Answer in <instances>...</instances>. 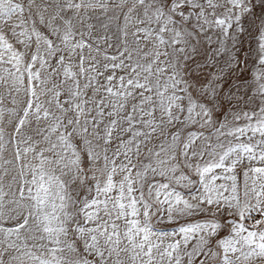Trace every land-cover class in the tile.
<instances>
[{
	"label": "snow or ice",
	"instance_id": "6c2138e0",
	"mask_svg": "<svg viewBox=\"0 0 264 264\" xmlns=\"http://www.w3.org/2000/svg\"><path fill=\"white\" fill-rule=\"evenodd\" d=\"M0 88V264H264V0H0Z\"/></svg>",
	"mask_w": 264,
	"mask_h": 264
},
{
	"label": "rangeland",
	"instance_id": "374dc122",
	"mask_svg": "<svg viewBox=\"0 0 264 264\" xmlns=\"http://www.w3.org/2000/svg\"><path fill=\"white\" fill-rule=\"evenodd\" d=\"M37 2L39 3L40 0H37ZM89 14L91 15L92 19L88 21V23H92L95 25V27L92 30V34H93V38H99L104 36L105 34L109 35V36H113L115 37L116 35H118L117 33V27L118 26H122V17L118 20L116 18H114L113 16V12L109 11L106 14L103 13V11L101 9H95V10H89ZM116 15L118 16L119 13L117 12ZM109 18H112L111 20H109ZM103 23H108L109 27L108 29H104L101 27V24ZM129 39H131L129 37ZM113 43H115V39H113L112 41ZM253 47H255V44L252 45ZM100 52L97 53L95 51L96 45L93 44V50L91 52V55L96 56L97 59H99L101 61V63H103V54L105 52H107L108 54H115V50L114 48H108L107 47V43L101 41L100 45ZM248 48V44H245V49ZM85 54L87 55V49L85 50ZM251 67V65H250ZM0 95H3L4 99V104L8 107H11L10 105V98L8 97L7 93L4 91L3 88H0ZM89 95H91V92L89 91ZM254 107V105H253ZM225 111H223V113L221 115H218V120H223L225 118V116H228L229 113L231 112V109L227 107V105H225ZM5 120H7V115L5 116ZM12 129L11 127H6V133L10 132ZM205 134H208V131H205ZM149 147H151V145H148ZM6 155H8L9 158H11V152L7 153ZM162 227L164 225H161ZM168 230H171L172 226H167Z\"/></svg>",
	"mask_w": 264,
	"mask_h": 264
}]
</instances>
